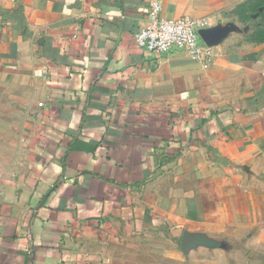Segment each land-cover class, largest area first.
<instances>
[{"label": "crops", "instance_id": "1", "mask_svg": "<svg viewBox=\"0 0 264 264\" xmlns=\"http://www.w3.org/2000/svg\"><path fill=\"white\" fill-rule=\"evenodd\" d=\"M0 264H264V0H0Z\"/></svg>", "mask_w": 264, "mask_h": 264}, {"label": "built area", "instance_id": "2", "mask_svg": "<svg viewBox=\"0 0 264 264\" xmlns=\"http://www.w3.org/2000/svg\"><path fill=\"white\" fill-rule=\"evenodd\" d=\"M161 10L158 2H151L149 21L135 34L137 47L151 54L184 50L192 60L204 62L197 21L190 18L167 19L161 15Z\"/></svg>", "mask_w": 264, "mask_h": 264}]
</instances>
